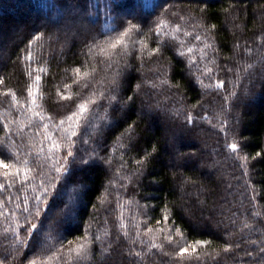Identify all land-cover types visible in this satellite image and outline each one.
Returning <instances> with one entry per match:
<instances>
[{"label": "trees", "instance_id": "trees-1", "mask_svg": "<svg viewBox=\"0 0 264 264\" xmlns=\"http://www.w3.org/2000/svg\"><path fill=\"white\" fill-rule=\"evenodd\" d=\"M0 161V264H264V0H0Z\"/></svg>", "mask_w": 264, "mask_h": 264}, {"label": "snow or ice", "instance_id": "snow-or-ice-1", "mask_svg": "<svg viewBox=\"0 0 264 264\" xmlns=\"http://www.w3.org/2000/svg\"><path fill=\"white\" fill-rule=\"evenodd\" d=\"M135 28H136V25L135 24H132L129 28L125 29L124 32L120 35V37L117 38L114 43H111L110 44V47L112 49H115L118 45L123 44L125 37L129 36L130 33L132 32V30L135 29ZM189 51H190V49H189ZM75 71L77 72V74L79 76L80 70L79 69H76ZM84 76H87V73H84ZM35 80H36V82H39L40 77L39 76H36L35 77ZM29 95L30 96L34 95V93H33V91L31 89L29 90ZM62 98H64V97H62ZM77 107H78V114L77 113H73L72 116H69L68 117V120H72L73 117H77V115H79V117H83L86 114V112L88 111L87 103H81ZM189 119H191V118H189ZM61 123H63V122H61ZM77 125H79V119H77ZM76 136H77V132L73 130V131H71V135L68 137V139L71 140L73 137H76ZM54 147L59 148L60 145L59 144H55ZM229 147L231 148L232 151H236L238 149V145L237 144H231V145H229ZM71 156H73V153L71 151H69L67 153V156L64 157L63 159L64 160H67V158L68 157H71ZM25 163H26V161H25ZM0 168H4L5 170H7L9 168V165L7 163H4L3 161H0ZM55 171L58 172V173H60L62 171H66V169L61 164L60 166H58V167L55 168ZM7 174L8 173L6 171L5 175H7ZM0 187H3V186L0 185ZM41 199H42L41 196H36L35 197V200H37V201H40ZM24 211H28V209L25 208ZM37 214H39V211H37ZM31 227H32V229H35L36 225L33 224ZM29 235H31V230H29ZM97 239H99V237H97ZM197 243H200V242L198 241ZM155 246L156 245L154 244L153 247H155ZM84 248H85V245L84 244H79V245H77L76 248L71 249V251H73L77 255H79L84 250ZM187 251H188L187 248L181 249L180 252L178 253V255L183 256ZM193 251H195V249H193ZM31 264H36V262L35 261H32Z\"/></svg>", "mask_w": 264, "mask_h": 264}]
</instances>
